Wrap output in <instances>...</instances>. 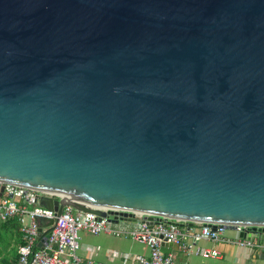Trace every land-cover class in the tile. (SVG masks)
<instances>
[{
  "label": "water",
  "instance_id": "obj_1",
  "mask_svg": "<svg viewBox=\"0 0 264 264\" xmlns=\"http://www.w3.org/2000/svg\"><path fill=\"white\" fill-rule=\"evenodd\" d=\"M0 180L264 231V0H0Z\"/></svg>",
  "mask_w": 264,
  "mask_h": 264
},
{
  "label": "built area",
  "instance_id": "obj_2",
  "mask_svg": "<svg viewBox=\"0 0 264 264\" xmlns=\"http://www.w3.org/2000/svg\"><path fill=\"white\" fill-rule=\"evenodd\" d=\"M42 197L62 199L60 196L0 180V222H16L22 235L17 264H108L85 262L78 255L79 232L84 230L99 235L104 232L123 233V231L112 228L107 216H98L92 212H77L69 204H66L57 215L38 203ZM98 208L106 213L114 212L116 216H121V212L132 213L134 220L141 221L139 229L125 231L126 235L149 246L150 257L137 255L135 257L137 264H176L173 257L164 251V239L167 243L177 245L182 254L187 256L194 254L203 259H215L218 253L198 249L197 243L201 240L237 244L241 248L251 249L254 253L260 249L264 254V239L254 236L252 227L248 225L236 226L234 232L237 236L232 239L225 236L226 229L220 226L215 231L198 223L187 228L180 226L179 220L155 216L154 224L150 227L144 221L145 213L114 207ZM51 219L53 222L48 225ZM41 220L44 221L45 226H40ZM242 232L244 236L240 235ZM43 235H47L48 241L43 246H38L37 243Z\"/></svg>",
  "mask_w": 264,
  "mask_h": 264
},
{
  "label": "crops",
  "instance_id": "obj_3",
  "mask_svg": "<svg viewBox=\"0 0 264 264\" xmlns=\"http://www.w3.org/2000/svg\"><path fill=\"white\" fill-rule=\"evenodd\" d=\"M16 223V222H15ZM3 227L1 230L11 231L13 233V239L8 243L5 251L0 250V264H17L18 250L22 243V235L20 227H15L11 223L2 222ZM112 228H117L123 231V233H108L104 232L99 234L101 236L98 239H92L91 234L88 231H80V249L78 255L85 262H103L108 264H137L135 257L137 255L149 258L151 255L149 246L139 240L133 239L126 235L125 231L135 230L141 227V221L138 220H121L118 223L111 222ZM197 229V227H194ZM234 234L232 239L236 238L234 230H230ZM95 235V234H94ZM254 236H259L264 239V231H253ZM233 244H227L223 242H213L210 240H201L197 243V248L204 251H215L218 253V257L215 259H203L200 256H187L179 251V248L175 244H167L165 246V253L170 254L176 264H209V261H219L224 263L226 257H236L237 260L243 258L255 259L258 255L257 252H252L249 248H241V246H232ZM264 254H262L263 256Z\"/></svg>",
  "mask_w": 264,
  "mask_h": 264
},
{
  "label": "rangeland",
  "instance_id": "obj_4",
  "mask_svg": "<svg viewBox=\"0 0 264 264\" xmlns=\"http://www.w3.org/2000/svg\"><path fill=\"white\" fill-rule=\"evenodd\" d=\"M25 223H27V219H25ZM1 227H3L2 222H0V250L5 251L8 243L13 239L12 238L13 233L11 231H6L5 229L1 230ZM90 234L92 239H98L101 237L98 235H94L92 233ZM225 236L228 238H232L234 234L232 233V231L226 230ZM235 246L237 248V245ZM256 252L258 253V255L255 259L243 258L237 260L236 257L233 258L226 257L223 264H264V255L262 256L263 252L260 249H257ZM209 264H221V263L219 261H209Z\"/></svg>",
  "mask_w": 264,
  "mask_h": 264
},
{
  "label": "trees",
  "instance_id": "obj_5",
  "mask_svg": "<svg viewBox=\"0 0 264 264\" xmlns=\"http://www.w3.org/2000/svg\"><path fill=\"white\" fill-rule=\"evenodd\" d=\"M8 223H11V224H13L15 227H18V224L15 223V222H8Z\"/></svg>",
  "mask_w": 264,
  "mask_h": 264
}]
</instances>
